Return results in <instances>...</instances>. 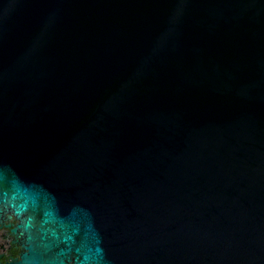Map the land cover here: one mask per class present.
Masks as SVG:
<instances>
[{
	"label": "water",
	"instance_id": "1",
	"mask_svg": "<svg viewBox=\"0 0 264 264\" xmlns=\"http://www.w3.org/2000/svg\"><path fill=\"white\" fill-rule=\"evenodd\" d=\"M0 226L20 264H264V0H0Z\"/></svg>",
	"mask_w": 264,
	"mask_h": 264
},
{
	"label": "flooded vegetation",
	"instance_id": "2",
	"mask_svg": "<svg viewBox=\"0 0 264 264\" xmlns=\"http://www.w3.org/2000/svg\"><path fill=\"white\" fill-rule=\"evenodd\" d=\"M17 223L15 218L11 220V224ZM11 230L0 226V253L22 251L21 246L15 243L16 238Z\"/></svg>",
	"mask_w": 264,
	"mask_h": 264
},
{
	"label": "bare ground",
	"instance_id": "3",
	"mask_svg": "<svg viewBox=\"0 0 264 264\" xmlns=\"http://www.w3.org/2000/svg\"><path fill=\"white\" fill-rule=\"evenodd\" d=\"M0 264H20V251L0 253Z\"/></svg>",
	"mask_w": 264,
	"mask_h": 264
}]
</instances>
